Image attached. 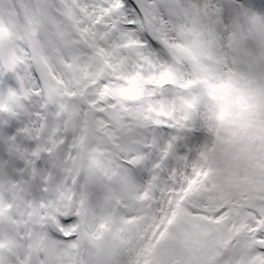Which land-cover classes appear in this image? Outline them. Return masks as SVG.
Returning <instances> with one entry per match:
<instances>
[{
    "label": "snow or ice",
    "instance_id": "snow-or-ice-1",
    "mask_svg": "<svg viewBox=\"0 0 264 264\" xmlns=\"http://www.w3.org/2000/svg\"><path fill=\"white\" fill-rule=\"evenodd\" d=\"M0 264H264V0H0Z\"/></svg>",
    "mask_w": 264,
    "mask_h": 264
}]
</instances>
